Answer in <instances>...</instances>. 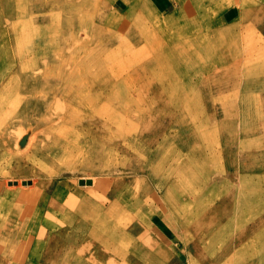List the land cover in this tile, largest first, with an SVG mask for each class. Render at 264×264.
<instances>
[{
  "label": "rangeland",
  "instance_id": "obj_1",
  "mask_svg": "<svg viewBox=\"0 0 264 264\" xmlns=\"http://www.w3.org/2000/svg\"><path fill=\"white\" fill-rule=\"evenodd\" d=\"M95 1L0 0V264H107L113 248L139 264H237L226 234L264 216V0H192V18L144 22L156 41L131 0H99L123 25ZM186 166L192 212L156 190ZM106 223L133 231L112 247ZM240 255L264 264V232Z\"/></svg>",
  "mask_w": 264,
  "mask_h": 264
},
{
  "label": "bare ground",
  "instance_id": "obj_2",
  "mask_svg": "<svg viewBox=\"0 0 264 264\" xmlns=\"http://www.w3.org/2000/svg\"><path fill=\"white\" fill-rule=\"evenodd\" d=\"M156 1L157 0H146V2H143L142 0H131L130 1V3H129V5L126 3V2H123V4L124 5H126V6H128V16H132L133 15V13L132 12H138V10H142V14L140 13L139 14V17H137V18H134V15H133V19H132V25H133V22H139V24H137L136 26H138L139 28H140V30H142L144 33H145V31L147 30L145 27H144V22L145 23H147V21H149V20H151L152 19V17H154V16H158V17H161V18H163V19H167V21H169V20H176V19H179V20H183V19H185V18H187V17H189V18H192V16H193V14H194V12L196 11V10H198V9H196L194 6H193V4H192V0H167V2H165L164 4L162 3L160 6H157L156 4ZM196 1V0H195ZM230 1V0H229ZM231 3V2H230ZM102 4H104V3H102L101 1H99V0H96L94 3H93V5H97V6H99V8H101L100 10H102ZM202 5V4H201ZM199 8V7H198ZM225 9H227V7L225 6L224 7ZM228 8H230V7H228ZM96 9V8H95ZM117 9L118 10H120V9H122V7L121 6H117ZM102 12L103 13H105V19L107 18L108 19V21H109V23H111V24H113V25H123V23L124 22H127L126 20H119V19H116L115 17H113V16H111L110 15V13H109V10L106 8V6H104V9L102 10ZM237 12V10H235L234 11V13H236ZM244 14H242V16L243 17H247V15L250 13V11L249 10H244ZM247 13V14H246ZM238 17V16H237ZM156 18V17H155ZM220 18V17H219ZM145 19V20H144ZM142 20H143V25H142ZM129 25V24H128ZM142 25V26H141ZM128 27V26H127ZM174 27V26H173ZM226 27H228V26H226ZM248 27V26H247ZM246 27V28H247ZM253 27V26H252ZM219 28H221V30H222V27H219ZM225 28V27H224ZM126 30H127V28H126ZM252 31V30H251ZM217 32V31H216ZM239 32V31H238ZM218 33V32H217ZM147 36H148V38L146 39L147 41H156V40H158V37L159 36H156V35H154V34H152V33H150V34H147V33H145ZM144 34V35H145ZM210 35V34H209ZM221 35V34H220ZM230 35V34H229ZM143 36V35H142ZM196 36H198V35H196ZM218 36H219V34H218ZM251 36H252V34H251ZM211 37V36H210ZM220 37V36H219ZM224 37V36H223ZM221 38V37H220ZM244 38V37H243ZM163 39V38H162ZM189 42H190V40L189 39H187ZM223 40H224V38H223ZM235 41V40H234ZM239 41H240V39H239ZM232 42V41H231ZM230 42V43H231ZM245 42V41H244ZM162 43H163V41H162ZM210 43V42H209ZM208 43V44H209ZM221 44H222V42H220ZM233 43V42H232ZM231 43V44H232ZM246 43V45H247V42H245ZM245 43H243V44H245ZM207 44V45H208ZM248 44H249V41H248ZM210 45H212V44H210ZM238 45H239V43H238ZM230 46V45H229ZM140 47V46H139ZM244 47V46H243ZM248 47H250V46H248ZM135 48V47H134ZM227 48V47H226ZM245 48H246V46H245ZM245 48H243V49H245ZM236 49V48H235ZM135 50V49H134ZM238 50H240V49H236V50H233V49H231V52L230 53H234V52H236V53H238ZM233 51V52H232ZM213 54V53H212ZM240 54V53H239ZM148 55V54H147ZM26 59V58H25ZM24 60V59H23ZM153 61V60H152ZM29 62V61H28ZM146 62V61H145ZM155 62V61H154ZM151 63V62H150ZM215 63V62H214ZM146 64V63H145ZM242 64V63H241ZM149 65V64H148ZM145 66V65H144ZM202 66V65H201ZM146 68V67H145ZM144 69V68H143ZM206 70V69H205ZM205 70H204V72H205ZM204 72H203V74H204ZM14 73V72H13ZM16 74V73H15ZM131 74V73H130ZM144 74V73H143ZM95 75V74H94ZM137 75V74H136ZM145 75V74H144ZM209 75V74H208ZM19 76V75H18ZM99 76V75H98ZM140 76H142V75H140ZM134 77V76H133ZM206 77V76H205ZM19 78V77H18ZM91 78V77H90ZM96 78V77H95ZM137 78V77H136ZM99 79V78H98ZM24 80V79H23ZM87 80V79H86ZM90 80H92V79H90ZM95 80H97V78L95 79ZM94 80V81H95ZM89 82V81H88ZM92 82V81H91ZM20 83V82H19ZM96 83V82H95ZM94 83V84H95ZM99 83H100V80H99ZM102 83V82H101ZM101 83H100V92H99V99H104V97L102 96V94H103V91H105L104 90V85H101ZM80 84V83H79ZM104 84H107V83H105L104 82ZM84 85V84H83ZM86 85V84H85ZM142 86H143V84H142ZM22 87V86H21ZM140 87V86H139ZM144 87V86H143ZM20 88V87H19ZM24 88V87H23ZM79 88H80V86H79ZM88 88V87H87ZM92 88L93 87H91V90H92ZM144 88H146V87H144ZM22 89V88H21ZM53 89H54V87H53ZM10 88L9 87H3V89H2V91H1V93L2 94H4V93H10ZM19 90V89H18ZM28 90V89H27ZM146 90V89H145ZM37 91V90H36ZM52 91V90H51ZM82 91L83 90H77V91H73V92H70L71 94L72 93H82ZM87 92H90V89H87L86 90ZM94 91V90H93ZM97 91V90H96ZM95 91V92H96ZM147 91V90H146ZM146 91H144V93L146 92ZM40 92V91H39ZM22 93V92H21ZM29 93V92H28ZM4 95H6V94H4ZM34 95V94H33ZM36 95V94H35ZM91 95V94H90ZM32 96V95H31ZM93 96V95H92ZM27 97V96H26ZM29 97V96H28ZM27 97V98H28ZM36 97V96H35ZM97 97H98V95H97ZM96 97V98H97ZM2 98V97H1ZM36 99V98H35ZM91 98H89V99H86V100H90ZM146 99H148V97L146 98ZM151 99V98H150ZM26 100V99H25ZM93 100V99H92ZM93 101H95V100H93ZM99 101V100H98ZM173 102H174V100H173ZM178 102V101H177ZM26 103V102H25ZM87 103V102H86ZM97 103H99V102H97ZM89 104H91V102H89ZM109 104V103H108ZM151 104V103H150ZM150 104H149V106H150ZM111 105V104H110ZM177 105V104H176ZM150 108H151V106H150ZM119 109V108H118ZM127 113V112H126ZM22 116H23V114H22ZM24 116H26V115H24ZM128 116V115H127ZM131 116V115H130ZM13 122V121H12ZM103 122V121H102ZM137 123V122H136ZM102 124V123H101ZM50 125V124H49ZM101 126H104V123H103V125H101ZM111 126V125H110ZM111 127H113V126H111ZM48 128V127H47ZM103 128V127H102ZM86 129V128H85ZM46 130V129H45ZM40 131V130H39ZM110 131V130H109ZM49 132V131H48ZM85 132V131H84ZM120 132V131H119ZM43 133V132H42ZM47 133V132H46ZM49 134V133H48ZM111 134H114L113 132L111 133ZM123 134V133H122ZM57 135V134H56ZM107 135H108V133H107ZM50 137V136H49ZM104 137V136H103ZM102 137V138H103ZM106 137V136H105ZM104 137V138H105ZM112 137V136H111ZM116 137H118V136H116ZM115 137V138H116ZM103 138V139H104ZM107 138V137H106ZM47 139H49V138H47ZM64 139V138H63ZM117 139V138H116ZM66 140V139H65ZM34 141V140H33ZM32 141V142H33ZM61 140L59 139V138H55L54 140H52L51 142H50V144H51V149H53V147H54V149H53V152H56L54 155L56 156V155H58V154H60L61 152H62V150L60 149L61 147H60V145L62 144V145H64L63 143H61L60 142ZM133 143H137V142H133ZM138 145V144H137ZM67 146V145H66ZM66 148V147H65ZM115 154V153H114ZM53 155V156H54ZM143 155V154H142ZM130 159V158H129ZM108 160V159H107ZM80 162V161H79ZM108 164V163H107ZM119 164V163H118ZM122 165V164H121ZM109 166V165H108ZM116 166V165H115ZM135 167V166H134ZM187 167V168H186ZM186 167H184V170L183 171H180L179 172V176H177L178 177V183L176 182V183H172L171 184V182L172 181H170V179H168L170 176H172V173L174 172V170H169V172H168V174H166V176L165 177H163V178H160V177H158V176H156V178H158V182H157V184H156V187H158L156 190L157 191H159V192H161V191H163V189H165L166 187H168V185H169V187L167 188V190H168V192H165V193H162V194H164L163 195V200H164V202L167 204V206H169L170 208H173V209H176L175 208V204H174V200L178 197V198H184L185 197V199L184 200H182L181 201V204L186 208V207H188L189 208V212H192V210H193V207H194V205H195V203H194V197H195V195L197 194V189L195 188V187H193V185L191 186V183H184V186H182V183H181V179L182 180H184L186 177L188 178V179H190L193 183H195V179H197V177L196 176H194V175H192L193 173H192V168L191 167H189V166H186ZM114 168V167H113ZM155 168V167H154ZM153 168V166H152V168L151 169H154ZM100 170V169H99ZM105 170V169H104ZM114 170V169H113ZM77 171V170H76ZM110 171V170H109ZM155 171H158L157 173H159L160 172V169L159 168H156L155 169ZM84 172V171H83ZM129 172V171H128ZM152 172H153V170H152ZM134 173V172H133ZM155 173V172H154ZM99 174V173H98ZM108 174H114V172H109V173H107V175ZM116 174H118V175H122V172H116ZM177 174H178V172H177ZM87 177H89V178H91V180L92 179H94L93 177H91V176H87ZM144 180V179H143ZM134 181V180H133ZM100 182H103V183H105V181H100ZM138 183V181H135V182H131V183H125L123 186H122V191H123V193H118L117 194V196H119L120 197V199H121V203H123V204H125V201H124V195L125 194H127V193H131L132 191H133V188H134V186L136 185ZM167 183H169V184H167ZM22 184L26 187V186H29L30 187V184L31 183H29V181H24V182H22ZM121 184V183H120ZM10 185V184H9ZM12 185V184H11ZM132 185H134V186H132ZM20 187V186H19ZM13 191V190H12ZM135 191H137V190H135ZM260 191V190H259ZM13 193H15V196L17 197V198H19L20 196H24V195H28V194H26V189H19L18 191H13ZM134 193H136V192H134ZM219 194L221 193L220 191L218 192ZM246 193H249L248 191H246V192H244V193H242V196L244 195V194H246ZM171 196H170V195ZM186 194H190L191 195V199L190 198H188V196H186ZM250 196H251V194H250ZM104 199H107V198H104ZM135 201H137V202H139L138 203V205L140 204V202H144V200H142L141 198H140V195L139 194H136V196H135ZM129 204V203H128ZM131 204V203H130ZM85 205H86V203H85ZM110 205H111V203H110ZM135 205V204H134ZM138 205H135V206H132V207H130L131 205H127V206H129L131 209H134V208H136V206H138ZM83 207L84 206H80V208H82L83 209ZM88 207V206H87ZM86 207V208H87ZM78 209V208H77ZM77 209H75V210H77ZM89 209V208H88ZM112 210V209H111ZM135 211V210H134ZM264 213V198L262 197V195L260 194V199H259V201H258V205L256 206V211L254 212L255 213V215L256 216H259V214L260 213ZM252 213H253V211L252 210H247L246 212H245V215H252ZM105 214V213H104ZM75 215V214H74ZM105 215H107V214H105ZM70 217V216H69ZM74 219V218H73ZM86 219H88V218H86ZM85 219V220H86ZM107 220H108V217H107ZM87 221V220H86ZM92 226V225H91ZM106 227H107V231H102V235L104 234L105 236H104V239H103V241H104V244H106V245H108V244H110L112 247H113V245L116 243V242H118V240L121 238V239H124V238H126V237H129L130 235V233L133 231V230H131L130 232H126V231H124L123 229L122 230H120V228L119 229H111V227L109 226V224H107L106 223V225H105ZM94 228V227H93ZM263 232H264V216H262V218L260 219V220H258L257 222H251L250 223V225L247 227V225H246V223H244L243 221H242V219H239L238 220V222H237V230L233 233H231V234H226V236L228 237V239L231 241V246L232 245H234V247H232V249H231V253H232V255L234 256V259H237V264H240V260H242V259H244L243 258V255H240L241 254V252H242V249L246 246V245H248V243L249 244H253L258 238H259V240H262V235H263ZM135 235V234H134ZM100 241H101V239H100ZM102 241V242H103ZM2 243V242H1ZM5 245V244H4ZM1 246H3V244H1ZM80 246H82V245H80ZM110 246V247H111ZM136 246V245H135ZM237 246V247H236ZM238 246H240V247H242V248H239ZM103 247V246H102ZM105 247V246H104ZM103 247V248H104ZM108 248V247H107ZM140 248V247H139ZM139 248H137V249H139ZM106 249V248H105ZM88 252V251H87ZM35 253V252H34ZM37 253V252H36ZM110 253L112 254V256H108V257H105L104 258V260L105 261H111V262H107V264H139L137 261H135V260H132V259H129L128 258V256L126 255V252L125 251H119V250H117V249H112L111 251H110ZM110 255V254H109ZM69 257V256H68ZM60 258H62V257H60ZM60 258H56L54 261H59L60 260ZM255 257L254 256H249V257H247L244 261H243V263H245V264H250V262L254 259ZM39 259H41L40 257H39ZM69 259V261H70V257L68 258ZM238 260H239V263H238ZM68 261V260H67ZM82 261V260H81ZM80 261V262H81ZM84 261H86V260H84ZM79 262V263H80ZM71 263V262H70ZM73 264V263H72ZM210 264H215V263H210Z\"/></svg>",
  "mask_w": 264,
  "mask_h": 264
}]
</instances>
